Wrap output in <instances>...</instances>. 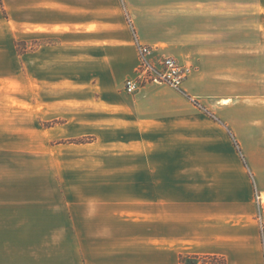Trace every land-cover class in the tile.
<instances>
[{
	"label": "crops",
	"instance_id": "crops-1",
	"mask_svg": "<svg viewBox=\"0 0 264 264\" xmlns=\"http://www.w3.org/2000/svg\"><path fill=\"white\" fill-rule=\"evenodd\" d=\"M13 8L16 16L10 10L6 19L16 22L22 39L31 33L32 48L12 51L31 64L39 100L48 97L49 110L64 113L65 124L74 121L73 112H94L96 120L84 123L110 124L100 128L103 136L98 131L99 144L128 161L127 168L102 171L119 179L97 186L91 227L82 200L80 264H182L195 255L264 264V95L255 102L256 124L244 92L239 122L227 117L246 164L226 125L202 111L195 103L201 96L188 91L189 65L180 89H124L140 64L138 44H162L158 55H166L155 32H168L180 18H253L236 29L260 36L253 45L264 48V0H16ZM187 27L184 32L197 30ZM232 29L208 25L202 31ZM4 43L5 52L12 49ZM236 46L242 63L250 44ZM2 51L0 81L10 73ZM225 99L227 105L231 99ZM2 118L0 112V127Z\"/></svg>",
	"mask_w": 264,
	"mask_h": 264
},
{
	"label": "rangeland",
	"instance_id": "rangeland-1",
	"mask_svg": "<svg viewBox=\"0 0 264 264\" xmlns=\"http://www.w3.org/2000/svg\"><path fill=\"white\" fill-rule=\"evenodd\" d=\"M13 3L16 0L0 3V48L8 55L10 72L8 79L0 81V264H80L82 200L91 227L95 223L91 217L97 210V186L119 179L104 176L102 171L127 168L128 161L118 159L116 151L99 144L98 131L103 136L100 128L110 124L84 123V119L96 120L94 112H73L69 115L74 121L65 124L64 113L49 110L45 103L48 97L41 96L39 100L31 64H23L12 51L16 48L24 53L32 48L31 33H25L22 39L16 22L6 19L10 10L16 16ZM252 22L253 18L235 16L180 18L168 32H155L166 55L174 54L191 67L188 91L201 96L195 103L202 111L218 124L226 125L246 164L249 162L244 150L228 124L240 120L242 92L245 98L249 95L247 104L253 107L250 120L256 124L255 102L264 95V48L253 45L261 38L254 32L236 29ZM188 25L197 30L184 32L190 29ZM208 25H232L234 29L202 31ZM5 41L12 46L7 52ZM241 41L250 44L249 57L242 63L240 47L236 46ZM156 45L160 51L162 44ZM229 46L234 50L224 49ZM225 98L231 99L227 105L222 104L228 101ZM261 100L259 103L264 105V97ZM204 264H210L209 260Z\"/></svg>",
	"mask_w": 264,
	"mask_h": 264
},
{
	"label": "built area",
	"instance_id": "built-area-1",
	"mask_svg": "<svg viewBox=\"0 0 264 264\" xmlns=\"http://www.w3.org/2000/svg\"><path fill=\"white\" fill-rule=\"evenodd\" d=\"M159 46L138 44L140 64L135 75L124 82L129 94H136L149 85H169L182 88L189 75V68L172 55H158Z\"/></svg>",
	"mask_w": 264,
	"mask_h": 264
},
{
	"label": "trees",
	"instance_id": "trees-1",
	"mask_svg": "<svg viewBox=\"0 0 264 264\" xmlns=\"http://www.w3.org/2000/svg\"><path fill=\"white\" fill-rule=\"evenodd\" d=\"M2 4V0H0ZM210 262V264H215L217 261L222 260L223 264H226L224 258L216 256V255H205V256H187L183 258L182 264H204L205 261Z\"/></svg>",
	"mask_w": 264,
	"mask_h": 264
}]
</instances>
